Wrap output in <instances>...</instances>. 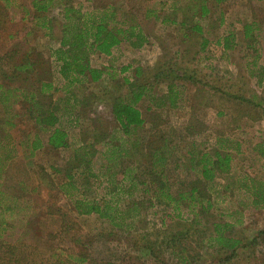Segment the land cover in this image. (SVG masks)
Instances as JSON below:
<instances>
[{"label": "rangeland", "instance_id": "374dc122", "mask_svg": "<svg viewBox=\"0 0 264 264\" xmlns=\"http://www.w3.org/2000/svg\"><path fill=\"white\" fill-rule=\"evenodd\" d=\"M72 1L84 11L111 2L117 21L140 26L147 42L135 48L124 40L111 55H92V65L104 74L69 90L83 102L74 108L52 56L62 34L60 8L52 10L50 37L35 25L32 12L25 13L32 10L31 0H11L7 7L0 3V57L7 58L16 47L17 59L29 50L34 60H40V53L50 60L51 77L59 87L52 101L59 105L70 143L31 155L19 143L37 131L28 102L19 98L8 112L0 104L3 123L17 114L15 127L3 126L9 134L5 143L12 141L17 151L0 171V227L6 229L0 231V264L8 259L9 246L16 247L18 264H181L180 248L161 242L186 229L182 246L188 249L185 255L194 257L190 264H264V205H255L249 190L264 187V0H208L207 15H202L199 0ZM165 17L190 22L183 28L163 21ZM194 24L202 31L192 29ZM229 36L232 42L225 48ZM167 68L192 74L194 80H177V104L157 107L168 82L156 80L155 74ZM40 76L46 78V73ZM135 77L149 85L147 97L137 104L145 127L134 135L148 143V153L142 144L132 146L112 111L115 97L128 90L124 78ZM227 91L233 94L228 97ZM103 131L111 136L104 138ZM226 136L239 141L238 150H230L232 168L205 180L195 158L214 153L217 138ZM83 145L94 150L90 164L81 159ZM154 145L168 158L162 166L171 190L177 193L196 184L209 209L185 200L178 210L155 197L158 171L153 172L149 156ZM2 153L7 151L0 145ZM78 197L104 208L109 201L118 210L111 220L99 213L79 214ZM7 206L11 209L4 210ZM196 217L200 222L194 226ZM216 223H229L224 232L244 239V245L233 253L211 248L208 238Z\"/></svg>", "mask_w": 264, "mask_h": 264}, {"label": "trees", "instance_id": "16d2710c", "mask_svg": "<svg viewBox=\"0 0 264 264\" xmlns=\"http://www.w3.org/2000/svg\"><path fill=\"white\" fill-rule=\"evenodd\" d=\"M207 1L199 0L202 15H207L209 12ZM216 1L222 2L225 0ZM0 3H2V6L4 4L7 7L10 5L11 0H0ZM31 6L32 10L28 9L25 13L28 12L30 14L32 12V19L35 25L40 27V29H45L46 34L50 37H52L53 23L55 22V19L51 17L52 10L60 8L59 12L63 20L61 25L62 34L58 38L59 46L54 49L52 56L59 63V73L65 82L63 88L64 90L66 89L69 96L67 100L71 101L70 103H72L73 107L75 106L74 108L81 106L83 102L81 98L75 96L76 94L69 90L76 89L87 81H98L104 74L103 69L92 65V55H111L114 48L119 46L124 40L129 41L135 48H140L147 42V38L140 26L134 24L127 25L126 19H122L121 22L117 21V13L111 2L103 6H97L89 11H84L81 5L75 4L72 0H31ZM163 21L179 24L183 28L190 22L189 19L183 17H165ZM191 28L198 32L202 31V27L199 24H194ZM250 32V26L248 25L246 27V34L248 35ZM231 39L232 37L230 36L225 37V48L230 47ZM206 44L207 41L205 40L204 46ZM14 51L20 52L15 47L7 52V58L0 57V104L4 111L8 112L19 102V98H23L29 104L28 112L31 114L37 127L35 134L29 133L25 139L19 141L20 145L26 146L31 155L47 147L52 150L69 147V133L62 126L59 105L53 104L52 101L53 94L58 91L59 87H56L51 77L53 69L50 60L41 55V53L38 55L40 60H34L29 50L19 55L20 58L17 59ZM4 61L5 63H3ZM43 73H46V78L43 76L41 78L40 75ZM155 79L168 82L167 92L157 98L156 106L163 107L177 104V80L193 81L194 77L192 74L178 73L174 69L167 68L165 70L159 69L155 74ZM124 84L127 85L128 90L124 94L115 97V100L112 102L113 115L120 127L119 129L129 137L130 142L133 141L132 146H141V139H138L134 135H136L135 133L140 128L145 127L146 118L137 104L144 97H147L149 85L148 82L138 77H135L133 80L124 78ZM72 97L73 99L71 100ZM14 116H17V114L15 113L12 117H7L6 124L0 119V145L7 151L6 155L5 153L0 154L1 173L5 169L7 160L12 158L14 152L17 151L15 143L13 144L12 141H8L7 144L5 143V139L9 134L5 132V128L3 129L4 125H8L10 128L15 127V123L12 120ZM41 133L45 134L44 139L41 137ZM102 135L104 138L111 136L110 133L105 131L102 132ZM142 146L146 150V153H148V143H144ZM238 148L239 141L236 138L230 136L218 137L214 153H203L195 158L196 164L201 166L202 177L205 180L212 181L219 174L228 173L232 168L233 159L230 150H238ZM263 149L262 147L261 151ZM151 150L152 154L149 153V156L151 164H153V172L155 169H157L155 173L158 171L156 174L158 179H154L159 182V187L156 189L157 192L155 194L156 198L164 200L166 204H172L178 210L180 209L181 202L185 200L189 201V204L193 207L196 205H201L202 209H209L211 207L210 203L205 205L206 200H204L200 188L196 184H191L188 188L180 190L177 193L173 192L167 183L166 171L164 166H162L168 160L167 156L159 146L154 145L151 147ZM114 151L112 154L115 153ZM113 158L115 157L113 156ZM81 159L84 158L82 157ZM87 161L89 162L90 160L88 159ZM3 162L5 165L1 167ZM68 172L69 177L74 178L72 173ZM249 190L254 196L253 203L257 206L264 205V187H253V189L250 187ZM1 194L2 190L0 189V198H2ZM106 204L107 207H101L99 202L90 201L86 197H78L75 200V207L79 214L99 213L101 216H108L106 218H109L111 214H116L118 208L112 207L109 201ZM135 205L137 204L134 203V207ZM10 209L11 207L9 206L4 208V210ZM3 222L0 223V226H4ZM192 222L196 226L200 222V219L196 217ZM225 226L228 227L230 225L229 223L215 224L214 230L208 238L209 246L215 249L230 250L233 253L239 246L244 245V239L226 234L224 232ZM4 229L0 227V231ZM263 231L261 234H263ZM187 233H189L187 229L174 231L166 240L163 238L161 242V245L166 244L167 247L180 248L181 253L177 252V259L181 264L192 263L190 257L194 259L193 256L184 254L188 249L182 246V240ZM180 245L181 247H178ZM145 248L149 251L151 249L150 246H145ZM7 252L8 259L1 257L4 259L3 264H18L20 259L17 258L16 247L9 246Z\"/></svg>", "mask_w": 264, "mask_h": 264}, {"label": "crops", "instance_id": "0c3cea01", "mask_svg": "<svg viewBox=\"0 0 264 264\" xmlns=\"http://www.w3.org/2000/svg\"><path fill=\"white\" fill-rule=\"evenodd\" d=\"M28 10V9H27ZM57 46H59V43H58V45ZM209 91H211V90H209ZM212 92V91H211ZM230 94H233V93H230V92H226V95L229 97V95ZM65 96V95H64ZM66 96H67V94H66ZM142 111V110H141ZM144 117V116H143ZM264 121V120H263ZM83 144V143H82ZM84 146V145H83ZM47 147V146H46ZM48 148V147H47ZM50 149V148H49ZM82 150H83V154H82V157L84 158V159H93V156H95V155H93V153H94V150H91L90 149V147L88 146H85V147H82ZM114 151V150H113ZM112 151V152H113ZM115 152V151H114ZM127 196H132V193L131 192H127ZM86 198H88V197H86ZM89 199V198H88ZM90 200V199H89ZM93 214V213H92ZM87 215H89V214H87ZM111 220V219H110Z\"/></svg>", "mask_w": 264, "mask_h": 264}]
</instances>
